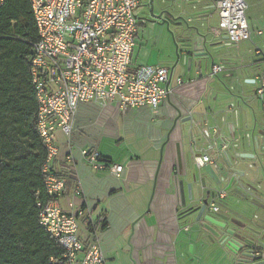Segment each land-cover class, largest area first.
I'll list each match as a JSON object with an SVG mask.
<instances>
[{"label":"crops","instance_id":"obj_1","mask_svg":"<svg viewBox=\"0 0 264 264\" xmlns=\"http://www.w3.org/2000/svg\"><path fill=\"white\" fill-rule=\"evenodd\" d=\"M177 1L186 3L189 12L200 11L206 18L201 31L208 34L207 43H214L209 44L213 57L202 56L201 65L195 64L190 70L178 65L171 75V91L157 108H122L118 101L106 105L82 103L73 132L67 134L62 129L54 132L57 153L51 158V171L59 172L66 181V191L57 200L65 209L74 201V209L83 211L79 217L80 236L85 242H97L109 264H225L220 253L206 250L193 232L196 226H192V219L182 206L178 181L185 178L187 193V183L192 179L198 155L210 154L216 161L219 149L231 155L252 152L251 147L235 146L244 132L239 129L237 114H233L230 104L218 99L214 88L216 78L225 80L224 77L238 76L241 71L247 82L258 81L259 84L264 72V50L254 42V36H264V21L259 12H248L252 29H262L263 33H254L252 40L233 43L225 34L217 36L212 32L220 19L216 0ZM248 5L249 10L254 1L250 0ZM149 10V2L137 10L141 22L131 69L146 64L166 67L170 64L171 69L176 61V47L170 40L161 50L162 40L168 37L169 31L165 24L146 20ZM172 28L178 41L181 35ZM249 41L255 49L251 53L253 59L246 61L243 53L237 55L239 48L234 46L238 44L242 50L241 44ZM203 44V39L199 38L196 48L202 50ZM257 48L263 51L262 55L256 53ZM214 64L223 66L217 75H212ZM260 66L263 69L258 74L256 70ZM178 78L183 81L178 83ZM241 97L250 99L252 94L244 92ZM250 103L256 106L258 115H264L262 102L260 106ZM244 108L245 120L252 125L251 112ZM178 109L182 117L192 116L193 119L175 122ZM261 115L255 130L258 136L259 130H264ZM223 145H227L224 150ZM84 149L100 151L108 164H121V175L109 167H93L84 156ZM214 162L212 165L218 170ZM201 173L210 180L204 168ZM225 201H234V198L227 195L213 200L219 210ZM241 211L247 212L244 208ZM187 225L190 230L185 229ZM216 246L211 244L210 248Z\"/></svg>","mask_w":264,"mask_h":264},{"label":"built area","instance_id":"obj_2","mask_svg":"<svg viewBox=\"0 0 264 264\" xmlns=\"http://www.w3.org/2000/svg\"><path fill=\"white\" fill-rule=\"evenodd\" d=\"M5 0H0V6ZM38 29L29 57L33 83L39 103L38 131L48 147L44 172L46 189L52 198L41 207L40 223L65 250V264H109L100 245L85 242L80 236L82 210L69 202L63 208L57 197L66 191V181L51 171V158L57 153L54 132L71 134L82 103L106 105L118 101L127 106L157 108L166 100L171 88V69L161 65H141L131 69L141 19L137 10L149 0H30ZM219 24L214 35L225 34L237 43L261 35L262 29L249 24L247 0H216ZM262 55L260 48L256 49ZM264 56V54H263ZM223 70L214 64L212 75ZM182 78H178L181 83ZM256 94L264 95V72ZM227 148L223 145L222 149ZM93 167H109L118 176L121 164H108L101 152L84 149ZM220 149L218 150V154ZM68 158H71L68 156ZM200 166L214 162L212 155L195 157ZM226 192L219 193L223 198ZM212 209L219 210L215 202ZM190 230V225L185 227Z\"/></svg>","mask_w":264,"mask_h":264},{"label":"trees","instance_id":"obj_3","mask_svg":"<svg viewBox=\"0 0 264 264\" xmlns=\"http://www.w3.org/2000/svg\"><path fill=\"white\" fill-rule=\"evenodd\" d=\"M38 29L30 0L0 6V264H65V250L40 223L52 196L38 131L31 63ZM56 175L62 177L59 172Z\"/></svg>","mask_w":264,"mask_h":264},{"label":"water","instance_id":"obj_4","mask_svg":"<svg viewBox=\"0 0 264 264\" xmlns=\"http://www.w3.org/2000/svg\"><path fill=\"white\" fill-rule=\"evenodd\" d=\"M149 4L147 21L165 24L175 41L176 32L172 27L181 35L176 41V61L171 75L178 65L190 70L195 64L201 65L199 59L202 56L213 57L209 44L212 46L214 43H207L208 34L201 31L206 18L200 11L189 12L186 3L177 0H149ZM199 38L204 41L202 50L196 48ZM237 97L240 100L231 103L230 107L233 114H237L239 129L244 135L239 136L235 146L251 147L252 152H235L232 155L226 150L220 152L214 162L218 164V170L213 163L202 166L196 163L192 168V179L187 183V193L184 177L178 181L179 191L182 206L192 219V226H196L193 232L206 250L219 252L225 264H264V130H259L260 136L255 134L259 115L256 106L250 103L259 98L261 110H264V95L253 94L250 99ZM244 106L254 117L252 125L245 120L247 111ZM177 111L175 122L193 119L192 116L182 117L180 109ZM201 168L205 169L210 180L202 176ZM222 191L226 192L224 197L229 195L234 201H225L221 210H214L211 204ZM243 208L247 212H242ZM211 244L217 246L210 248Z\"/></svg>","mask_w":264,"mask_h":264},{"label":"rangeland","instance_id":"obj_5","mask_svg":"<svg viewBox=\"0 0 264 264\" xmlns=\"http://www.w3.org/2000/svg\"><path fill=\"white\" fill-rule=\"evenodd\" d=\"M250 0H247V2H249ZM254 1V5L251 6V8L249 10H247V13L250 11H256L259 12V15L261 18H263L264 21V0H253ZM146 11V10H144ZM216 24L218 25L219 23L216 22ZM264 26V24H263ZM168 37H165L164 40H162V45H161V50L163 49V47H165L166 43H168L170 40L173 44V46L176 47V41L174 40L173 36L171 35L170 32H167ZM170 37V39H169ZM254 42L257 43L263 50H264V43H262V40L264 39V36L261 38L259 36H254ZM241 45H243L244 47L241 49V46L239 47L238 44H236V46H234L235 49L239 48L236 50L237 55H239L240 53H243L242 57L244 58V60L246 61H251L253 59V54L252 53V49L254 51L255 49V45L252 44L251 41L249 42H244ZM251 49V51H249ZM176 50V49H175ZM240 50V51H239ZM176 52V51H175ZM241 56V55H239ZM238 56V57H239ZM168 67H171L170 64H168ZM262 67V68H260ZM257 68V72L258 74H261V70L263 69V66H260ZM225 80H219L218 78H216V83H215V88H214V94L217 93L218 99L219 100H224L225 103L231 104L234 102H238L240 99L238 97H236V95H242L244 92L246 94H255L256 95V91L257 88L259 86L258 81L257 82H247L246 79L247 77L244 75L243 71H241L238 76H234L232 78H226L224 77ZM252 102H254V104H258V106L261 105V101L259 98H255ZM261 115V114H259ZM264 117V115H261ZM251 119L254 120L253 115L251 116Z\"/></svg>","mask_w":264,"mask_h":264}]
</instances>
